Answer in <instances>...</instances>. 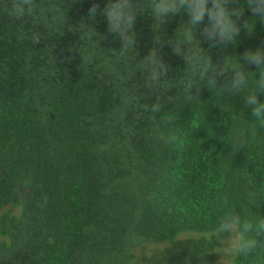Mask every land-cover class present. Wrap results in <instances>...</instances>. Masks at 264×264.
<instances>
[{"label": "trees", "instance_id": "trees-1", "mask_svg": "<svg viewBox=\"0 0 264 264\" xmlns=\"http://www.w3.org/2000/svg\"><path fill=\"white\" fill-rule=\"evenodd\" d=\"M12 2L0 0V264H217L201 233L228 211L264 217V129L232 154L238 113L250 121L251 109L243 92L224 97L185 71L167 41L187 16L156 33L144 8L136 51L121 53L107 22L88 19L106 0H33L36 14L23 18L10 14ZM66 12L69 24L83 20L101 36L83 57ZM188 39L216 64L264 46V23L226 48L199 32ZM153 50L169 66L154 88ZM225 194L234 208L218 206Z\"/></svg>", "mask_w": 264, "mask_h": 264}, {"label": "clouds", "instance_id": "clouds-1", "mask_svg": "<svg viewBox=\"0 0 264 264\" xmlns=\"http://www.w3.org/2000/svg\"><path fill=\"white\" fill-rule=\"evenodd\" d=\"M144 8L148 9L147 15L152 19V29L156 33L162 31L165 22L170 18L187 16V21L182 23L183 31L178 34L176 30L175 37L168 39V45L174 54L184 59L187 65L185 71L197 74V80L203 81L205 87L212 92L215 91L224 97L225 93L237 95L243 92L244 103L251 109L252 119L246 120L243 112L238 113V127L233 131L229 142L232 154L235 155L242 148H246L249 142L255 141L258 136L256 125L264 129V100L260 99L264 95V46L255 50L248 49L242 56L226 57L223 62L216 64L211 61L209 65V56L205 55V52L197 51L188 37L190 33L196 38L199 32L212 47L226 48L229 44H235L242 30L251 35L255 31L257 20L264 23V0H246V3H241L240 0H149L147 4H144L143 0H106L103 7L99 3L92 4L88 9V19L93 23L97 16L105 20L107 32L122 42L119 52L128 53L136 51L138 41L133 26L137 17L145 14ZM36 9L37 5L33 0H13L9 11L16 18H23L35 15ZM246 10L251 12L252 18L243 20ZM63 22L69 31L78 36V51L81 57L86 49L92 48L101 37L93 24L83 20L78 25L69 24L67 12L63 16ZM156 43L161 44L160 35L156 36ZM147 59L146 83L154 88L161 82L162 77L167 76L169 66L155 50ZM253 65L256 66V71L245 70V66ZM253 72L254 83L248 91V80ZM219 78H224L221 86H218ZM195 85L196 82L193 89L199 90L200 87ZM162 107L161 102L156 100L151 105V110L160 112ZM174 141L173 133L165 137V143L171 144ZM236 174L238 175V172ZM218 206L224 209L234 208L227 194L220 198ZM201 235L212 242L213 253L220 256L219 264H232L237 257L249 256H255L254 264H264V243L257 240V236L264 235V217L242 215L235 210L228 211L218 218L210 230Z\"/></svg>", "mask_w": 264, "mask_h": 264}, {"label": "rangeland", "instance_id": "rangeland-1", "mask_svg": "<svg viewBox=\"0 0 264 264\" xmlns=\"http://www.w3.org/2000/svg\"><path fill=\"white\" fill-rule=\"evenodd\" d=\"M217 264H219V261H218V263Z\"/></svg>", "mask_w": 264, "mask_h": 264}]
</instances>
